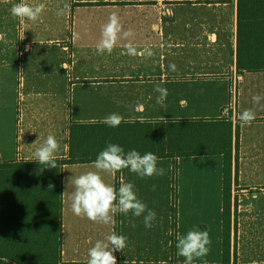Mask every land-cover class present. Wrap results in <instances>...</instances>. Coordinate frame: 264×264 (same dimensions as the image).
I'll list each match as a JSON object with an SVG mask.
<instances>
[{
    "label": "crops",
    "instance_id": "crops-1",
    "mask_svg": "<svg viewBox=\"0 0 264 264\" xmlns=\"http://www.w3.org/2000/svg\"><path fill=\"white\" fill-rule=\"evenodd\" d=\"M20 2L0 0V162L33 161L50 134L60 145L56 159L65 158L72 122H103L111 113L124 123L224 118L232 133L227 208L223 154L158 158L163 176L140 178L128 169L102 174L117 190L122 179L133 183L138 198L156 213L150 229L143 215L116 214L110 225L74 215L73 188L65 193V180L96 169L94 162L65 165L60 258L44 255L34 264H87L89 249L113 231L127 237L124 253H114L117 264H184L168 258L175 213L176 233L184 227L185 234L193 228L210 234V256L194 264H223L225 254L226 264H264V71L239 72V0H24L45 10L36 22L23 24L10 13ZM65 4V15L58 16ZM114 13L122 30L134 35L121 39L111 55H99L102 27ZM129 42L138 53L148 48L154 55L128 54ZM19 56L30 65L21 77ZM33 59L41 63L33 67ZM157 86L167 90L162 104ZM254 95L262 97L260 103ZM245 110L256 118L241 127ZM7 249L14 243L7 242ZM30 249L55 247L36 236ZM0 264L32 263L2 258Z\"/></svg>",
    "mask_w": 264,
    "mask_h": 264
},
{
    "label": "trees",
    "instance_id": "trees-1",
    "mask_svg": "<svg viewBox=\"0 0 264 264\" xmlns=\"http://www.w3.org/2000/svg\"><path fill=\"white\" fill-rule=\"evenodd\" d=\"M238 68L241 73L264 71V0H239ZM68 131V155L56 159L55 169L41 171L43 166L34 160L0 162V259L34 264L48 255L59 261L62 168L95 162L109 143L120 145L125 152L133 149L141 154L152 152L158 158L223 154L225 207L229 205L232 133L224 118L220 123L217 120L122 122L115 128L103 122H72ZM50 182L55 185L51 191ZM35 235L55 249L47 252L30 249ZM7 242H13L14 249H7ZM227 243L225 235V247ZM227 261L225 254L223 264Z\"/></svg>",
    "mask_w": 264,
    "mask_h": 264
},
{
    "label": "clouds",
    "instance_id": "clouds-1",
    "mask_svg": "<svg viewBox=\"0 0 264 264\" xmlns=\"http://www.w3.org/2000/svg\"><path fill=\"white\" fill-rule=\"evenodd\" d=\"M68 9L65 4L63 8L57 11L58 16H63ZM45 10L44 4L31 6L21 0L20 3L14 4L10 13L14 18H18L23 24L25 20L36 22L40 19ZM134 35L132 30L123 31L120 17L115 13L108 18V22L102 27V36L96 45V52L99 55L107 53L111 55L114 48L121 39H128ZM22 37L21 40H23ZM127 52L130 55H146L151 57L154 53L145 48L142 52L129 42ZM175 70V65H171ZM159 93L156 100L157 103H163L167 97V90L160 86L155 88ZM254 103H260L262 97L254 95L252 97ZM256 118L255 112L245 110L240 114L239 120L241 127L251 125ZM124 118L118 113H111L106 116L103 123L109 127H118ZM167 136L164 141H166ZM39 139L36 141L38 142ZM163 141V142H164ZM60 145L55 136L48 135L44 144L39 147L34 153V161L38 163L41 171L44 169L57 168L56 153L59 151ZM171 167V166H170ZM95 171H87L80 175L67 177L65 186L67 192L69 186H72L71 192V210L78 217H86L93 223L103 225L114 224V216L116 214L128 215L132 214L136 217L143 215V223L146 228H152L153 222L156 220V213L153 210L147 209L137 196L134 185L131 182H120L118 190L105 181L104 175L115 176L118 172L128 169L131 173L140 178L163 176L165 169L158 167V157L152 152L141 154L133 149L128 152L118 144L109 143L107 147L98 154L94 162ZM104 174V175H102ZM49 191L55 188L53 183L48 185ZM155 186H153V190ZM63 194V196L65 195ZM146 213V214H145ZM171 234V233H170ZM212 241L207 230H198L193 228L184 235L176 236L177 255L184 258V264H194V261L206 257L210 252ZM127 247V237L119 235L116 232H111L103 240H97L93 247L88 251L87 264H117L115 252L124 253Z\"/></svg>",
    "mask_w": 264,
    "mask_h": 264
},
{
    "label": "rangeland",
    "instance_id": "rangeland-1",
    "mask_svg": "<svg viewBox=\"0 0 264 264\" xmlns=\"http://www.w3.org/2000/svg\"><path fill=\"white\" fill-rule=\"evenodd\" d=\"M0 61H2V60H0ZM3 61H7L9 63H14L15 59L7 58V59H4ZM33 61H34V66L33 67H36V66H38V63H41V62H37V60H35V59H33ZM16 62L18 63L17 67H18V70L20 71L18 77L25 76V70L28 68V66H30L28 64L29 63V59H26L25 56H19V57H17ZM23 69H24V71H22ZM26 71L28 73V69ZM21 91L23 92L24 89H22ZM3 92L5 94V91H3ZM3 116H5V114H3ZM0 117H2L1 114H0ZM211 192H212V190H211ZM178 234L179 235H184L185 234V228L183 227L179 232L176 233V213H175V235H174L175 244H174L172 252L168 253V258L170 260H173L174 263H176L179 258L180 259H184L183 257H180V256L177 255L176 236ZM0 247H1V245H0ZM207 256H210V254H208Z\"/></svg>",
    "mask_w": 264,
    "mask_h": 264
}]
</instances>
